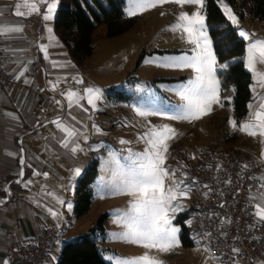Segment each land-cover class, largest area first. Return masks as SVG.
<instances>
[{
	"label": "rangeland",
	"instance_id": "374dc122",
	"mask_svg": "<svg viewBox=\"0 0 264 264\" xmlns=\"http://www.w3.org/2000/svg\"><path fill=\"white\" fill-rule=\"evenodd\" d=\"M52 2L53 0H45L46 11L47 4ZM61 2L67 7H73L71 0H55L57 7L51 19L52 21L54 19V23ZM244 3L245 0H236V7H233L229 0H220L219 6L238 33L242 29L250 34H255L251 40L264 39V21L255 19L251 15L249 7L244 8ZM224 5L230 8L237 17L238 25H234L228 19ZM127 7L128 0H126ZM126 8L125 16L137 20L135 27L121 36L109 38L106 25L99 26L92 40L94 53L84 65L86 79L85 89L82 91L85 92L87 88L99 89L102 91L99 92L101 94L108 93L112 102L105 105L100 100L95 102V106L97 105L101 112H99L97 122L104 129L98 142L92 147L96 151V158L101 162L100 174L94 184L95 194L92 208L86 216L78 218L74 213L76 191L75 193L73 191L74 194L69 197L68 205L71 204V208H67L66 215L72 216L73 221L69 220L67 224L64 240L71 241L73 239L72 237L65 238V235L67 236L72 231H76L75 235L88 233L97 224L99 218L107 214L106 237L105 241L101 243L103 248L101 255L108 263L114 264V261L108 259L110 256L130 258L147 253L150 257L162 261L163 264H217L210 258V252L206 251L207 246L194 234L191 217L185 219L183 223L178 222L180 215L188 211L191 192L188 197H181L173 202L182 204L183 209L170 213L173 226L180 229L178 233L180 245L178 247L169 252H159L156 249H145L142 246L115 238L125 231L124 224L117 223V220L124 212H127L132 197L113 194L118 177L113 174L114 165L110 163L111 154L116 153L117 158L121 159V163H126L123 157L128 156V150L133 153H143L148 147L146 142L139 137L151 127L160 128L167 125L175 130L176 135L167 142L168 150L165 154L164 167L169 171L179 169L180 171L176 173L177 179H183L185 185H188V175L183 172L184 165L181 158L183 155L188 156L193 163L204 156L203 150L211 144L232 150V148H236L234 145L236 141V144L241 148L251 147L254 150L252 155L257 156V152L263 144V137L260 135L251 136L243 131L234 130L230 120L235 121L237 125L252 121L254 113L261 103V98H264V88L256 85L253 90L255 84L253 80L251 108L249 107L248 114L240 121L237 120L232 107L235 94L233 88L228 91L220 90L219 96L223 106L213 104L212 110L200 119L193 121L171 119L170 117L175 114L176 107L183 103L172 89L179 87L184 81L191 78L193 73L191 69L166 68L160 65L166 63L168 57L191 54V49L194 47L187 42L185 33L179 30L173 31L171 26L177 23V18L181 13L191 15L199 10L200 14L205 17L207 35L211 40L212 51L215 54L210 34L212 28L207 23L204 8L198 9L195 4L181 6L173 2H165L131 16L126 13ZM249 42L246 41L247 44ZM216 61L217 79L218 71H227L229 66L235 62L234 60L219 62L217 56ZM225 64L227 67H220ZM257 68L264 71V65L258 64ZM120 92H123L129 99L120 100ZM138 108L149 114L140 116L136 111ZM153 112L162 114H150ZM243 133L246 134L245 138ZM121 140L128 141V143L121 144ZM170 183L171 181H166V184ZM184 226L190 229L189 238L193 242L191 247L185 246L182 242ZM64 245L63 242L61 248ZM61 254L62 250L58 259H61Z\"/></svg>",
	"mask_w": 264,
	"mask_h": 264
},
{
	"label": "crops",
	"instance_id": "0c3cea01",
	"mask_svg": "<svg viewBox=\"0 0 264 264\" xmlns=\"http://www.w3.org/2000/svg\"><path fill=\"white\" fill-rule=\"evenodd\" d=\"M34 2L39 12L16 16L17 10L25 13L29 10L23 0H0V25L22 29L0 35L5 69L17 80L10 88L0 85V262H8L9 246L33 242L47 229L58 228L64 240L67 224L73 221L72 216L66 215L69 197L77 190V181L88 165L97 159L92 147L104 131L97 122L100 108L89 104L86 92L82 91L86 61L79 64L61 40L54 19L43 18L47 14L45 0ZM18 3L19 9L16 8ZM34 64H37L36 71L32 70ZM32 83L47 86L53 101L50 116L32 115L37 98L21 88ZM69 92L77 94L71 104ZM97 100L104 105L112 102L108 93H99ZM63 128L76 131V136L68 137ZM243 135L245 138L246 134ZM66 139L68 148L62 144ZM262 140L257 156L252 155L251 147L241 148L236 141L235 149L245 160L264 161L261 159L264 137ZM75 144L83 150L73 154L70 149ZM76 168L80 169L79 175L74 173ZM75 234L76 231L69 232L65 238L80 236ZM61 250L59 245L48 264L59 262Z\"/></svg>",
	"mask_w": 264,
	"mask_h": 264
},
{
	"label": "snow or ice",
	"instance_id": "6c2138e0",
	"mask_svg": "<svg viewBox=\"0 0 264 264\" xmlns=\"http://www.w3.org/2000/svg\"><path fill=\"white\" fill-rule=\"evenodd\" d=\"M44 2V0H41ZM173 2L183 6L184 4H195L198 9H203L205 0H128V7L126 13L128 15H137L149 8L155 7L157 4ZM24 6L28 8V12H21L19 10L14 12L16 16L32 15L39 12V7L34 0H23ZM20 4L16 5L19 9ZM57 4L55 0L47 4V14L44 15L45 20L52 19ZM225 13L228 19L234 24L238 25L237 17L232 13L231 9L226 5ZM2 15V13H0ZM173 31H182L187 36V42L194 45L191 49V54H182L167 58V62L160 66L166 68L191 69L193 76L184 81L179 87L172 89L180 97L183 103L176 107L175 114L171 119L197 120L203 115H207L212 110L213 104H221L220 101V81L216 78V56L212 51L211 40L207 35L205 27V17L196 11L189 15L188 13H181L177 18V23L171 26ZM11 31H22L20 27H7L0 25V35H6ZM51 32V29H49ZM239 36L245 41H250L247 44L245 67L252 74L255 86L259 85L264 88V71L257 68L258 64L264 65V39L251 40L254 33H248L244 30L239 31ZM42 50L46 52V48L42 46ZM155 62V61H148ZM221 68L227 65H220ZM23 73H21L22 75ZM79 82V81H78ZM55 87V86H53ZM88 103L95 107V101L99 99V89L87 88ZM68 99L73 102L77 96L76 93L69 92ZM83 97H81L82 99ZM78 103V100L75 101ZM221 106H223L221 104ZM251 108V105H249ZM140 116L148 115L149 113L136 109ZM152 115H161L162 113L153 112ZM58 127H61L58 121ZM234 130H239L251 136L260 135L264 137V98H261L259 108L254 113L252 121L237 125L235 121L230 120ZM68 137H75L76 131L63 128ZM97 131H100L97 129ZM175 130L164 125L160 128L151 127L141 137L148 147L143 153H133L128 150V156L123 157L126 163H121V159L117 158L116 153H112V160L110 163L114 165L113 174L118 177L115 184L113 194L128 195L132 197L129 202L127 212H124L117 223H123L125 231L115 238L124 240L125 242L136 244L145 249H156L159 252H169L173 248L180 245L178 233L180 229L173 226L172 217L170 213H175L183 209L180 203H173L178 198L188 197L191 191V186L185 185L183 179H177L176 173L179 169L169 171L164 167L166 160V153L168 150V141L175 137ZM121 144H126L128 141L121 140ZM65 148L69 147V140L62 141ZM71 152L75 154L77 151H82L79 144L71 147ZM195 158V157H193ZM262 160H264V152H262ZM23 163V161H21ZM245 169L249 165L243 166ZM75 175L80 174V169L74 170ZM38 174V173H34ZM20 175H23L21 170ZM47 176V173H44ZM259 181L256 193L249 196V203H253L254 217L257 221L264 223V176L252 177ZM166 181H171L166 184ZM231 181H229L230 183ZM30 183V181H29ZM196 181L193 180L192 184ZM204 187H209L204 185ZM251 192V188L249 189ZM207 196V193H204ZM63 203V201H60ZM71 208V204L68 205ZM51 211V210H49ZM55 215V213H53ZM210 235V234H209ZM211 252V249H206ZM233 256L229 258L228 264H240L237 259L241 255L239 248H232ZM211 259H221L215 255H210ZM114 264H163L162 261L150 257L147 253L139 257L121 258L108 257ZM0 264H8L7 261H2Z\"/></svg>",
	"mask_w": 264,
	"mask_h": 264
},
{
	"label": "built area",
	"instance_id": "2783aa9c",
	"mask_svg": "<svg viewBox=\"0 0 264 264\" xmlns=\"http://www.w3.org/2000/svg\"><path fill=\"white\" fill-rule=\"evenodd\" d=\"M32 70H37V64ZM16 83L5 69L0 38V85L10 88ZM21 88L23 92L31 91L37 98L32 115L52 114L53 101L46 85L32 83ZM246 164L249 167L245 169ZM261 176H264V161L245 160L222 146L192 163L187 179L192 194L187 212L196 237L211 249V255L221 257L213 259L215 263L228 264L233 256L231 250L236 247L241 250L237 257L240 264H264V223L258 222L253 215L256 201L249 203V196L256 193L259 185L252 177ZM62 243L60 230L50 228L33 242L9 246L7 259L10 264H48L52 252Z\"/></svg>",
	"mask_w": 264,
	"mask_h": 264
},
{
	"label": "trees",
	"instance_id": "16d2710c",
	"mask_svg": "<svg viewBox=\"0 0 264 264\" xmlns=\"http://www.w3.org/2000/svg\"><path fill=\"white\" fill-rule=\"evenodd\" d=\"M219 1L205 0L204 13L208 25L212 28L210 34L218 61H235L227 71H218L217 76L222 91L232 88L235 90L232 107L237 120L240 121L248 114L252 101L253 78L245 67L247 43L240 38L235 27L227 20L219 6ZM229 2L236 7V0ZM71 3L72 8L65 5L60 7L55 26L61 40L79 64H83L93 55V35L99 26L106 25L107 37L115 38L133 29L137 23L135 18L125 16L126 0H71ZM246 7H249L255 19L264 21V0H245L244 8ZM119 94L120 100L129 99L123 92ZM216 146L211 144L203 150V154L213 151ZM232 151L242 157L237 149L232 148ZM181 158L184 165L183 172L188 175L192 165L191 160L186 155ZM99 168L100 161L94 159L77 181L74 213L78 218L86 216L92 208L93 186L98 179ZM188 218L190 214L187 212L180 215L178 222L183 223ZM107 221L108 215H102L88 233L65 243L61 259L57 264H111L101 255L103 251L101 243L105 241ZM183 229V244L187 247L193 246L189 238L190 229L185 226Z\"/></svg>",
	"mask_w": 264,
	"mask_h": 264
}]
</instances>
